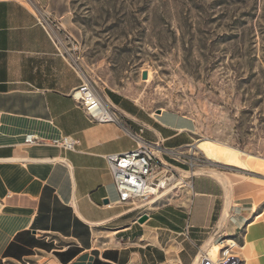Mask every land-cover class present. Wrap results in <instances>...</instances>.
<instances>
[{"label": "crops", "instance_id": "1", "mask_svg": "<svg viewBox=\"0 0 264 264\" xmlns=\"http://www.w3.org/2000/svg\"><path fill=\"white\" fill-rule=\"evenodd\" d=\"M71 9L72 0H0V261L172 264L169 231L209 237L229 206L228 180L192 173L181 162L175 166L190 171L189 211L119 201L108 154L135 147L132 132L180 152L195 140L197 126L187 114L148 108L110 86L99 92L121 119L93 120L72 95L85 80L73 61L76 46L57 40L46 24L48 17L68 28ZM28 133L41 139L27 144ZM66 135L78 140L73 148L55 142ZM171 215L184 221L180 229ZM243 244L245 264H264V238ZM182 255L194 264L193 255L189 261Z\"/></svg>", "mask_w": 264, "mask_h": 264}, {"label": "rangeland", "instance_id": "2", "mask_svg": "<svg viewBox=\"0 0 264 264\" xmlns=\"http://www.w3.org/2000/svg\"><path fill=\"white\" fill-rule=\"evenodd\" d=\"M69 16L68 28L48 17L46 24L57 40L76 46L73 61L84 79L98 91L114 87L148 108L194 118L195 140L171 162L228 180L229 215L218 217L207 238L169 231L167 262L187 264L183 253L193 261L229 239L242 256L244 240L260 243L264 221L251 224L264 219V0H72ZM189 174L173 168L144 208L189 211ZM171 218L177 229L184 224Z\"/></svg>", "mask_w": 264, "mask_h": 264}, {"label": "built area", "instance_id": "3", "mask_svg": "<svg viewBox=\"0 0 264 264\" xmlns=\"http://www.w3.org/2000/svg\"><path fill=\"white\" fill-rule=\"evenodd\" d=\"M73 97L82 105L86 113L96 121H120L119 110L107 103L100 92L88 79H85L73 91ZM132 132V131H131ZM137 139V145L127 151L108 154L110 170L114 177L119 192V201H129L137 208L146 207L150 199L149 187H159L170 181L168 172L176 166L162 153L180 156L182 151L162 146L159 141H151L140 133L132 132ZM41 138L34 133L25 136L27 144L36 143ZM65 147L73 148L78 140L66 135L60 140H55ZM191 145V144H190ZM234 240L225 243L215 256L206 250H200L198 264H245L242 255L235 251Z\"/></svg>", "mask_w": 264, "mask_h": 264}, {"label": "bare ground", "instance_id": "4", "mask_svg": "<svg viewBox=\"0 0 264 264\" xmlns=\"http://www.w3.org/2000/svg\"><path fill=\"white\" fill-rule=\"evenodd\" d=\"M33 5V4H32ZM234 154H232V153H230V152H226V154L225 155H223V158L224 159H227V160H233L234 159ZM191 171V170H190ZM196 171H194V173H195ZM217 174V173H216ZM224 178V177H223ZM226 180V179H225ZM159 191V189L156 187V186H153V185H151L150 187H149V193H154V192H158ZM148 202H151V200H148ZM228 209L227 210H225V212H224V215H223V218L224 217H227L228 216ZM230 240V242H232L233 240L232 239H229ZM232 240V241H231ZM230 242H228V243H230ZM227 243V244H228ZM236 245H237V243L234 241V246H233V248L234 247H236ZM224 246V245H223ZM222 247V246H221ZM217 250H215L214 248H211L210 250H209V253L212 255V256H215L216 254H217ZM199 257V256H198ZM198 257L196 258V260H195V262H194V264H198Z\"/></svg>", "mask_w": 264, "mask_h": 264}, {"label": "water", "instance_id": "5", "mask_svg": "<svg viewBox=\"0 0 264 264\" xmlns=\"http://www.w3.org/2000/svg\"><path fill=\"white\" fill-rule=\"evenodd\" d=\"M143 78H148V71L144 70L143 74H142ZM158 111H160V109H158ZM148 218V214H143L140 218L139 221L143 222Z\"/></svg>", "mask_w": 264, "mask_h": 264}]
</instances>
